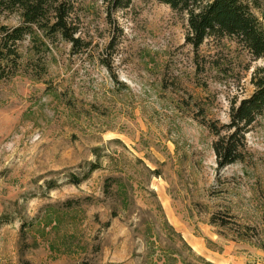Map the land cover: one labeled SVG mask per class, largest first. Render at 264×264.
I'll list each match as a JSON object with an SVG mask.
<instances>
[{"label": "rangeland", "instance_id": "obj_1", "mask_svg": "<svg viewBox=\"0 0 264 264\" xmlns=\"http://www.w3.org/2000/svg\"><path fill=\"white\" fill-rule=\"evenodd\" d=\"M65 1L80 48L36 31L1 66L0 264H264V110L223 168L201 123H228L264 58L194 50L154 0Z\"/></svg>", "mask_w": 264, "mask_h": 264}, {"label": "trees", "instance_id": "obj_2", "mask_svg": "<svg viewBox=\"0 0 264 264\" xmlns=\"http://www.w3.org/2000/svg\"><path fill=\"white\" fill-rule=\"evenodd\" d=\"M100 1L111 10L124 8L127 4V0ZM154 1L185 17L184 42L194 50L207 38H229L246 50L253 60L264 58V24L253 13L258 0ZM68 11L65 0H0V13H15L20 19V24L15 27H0V73L3 72L2 64L13 61L14 44L36 31L45 37L58 36L73 50L79 49L80 40L74 37L75 30L68 23ZM249 83L253 87L252 93L230 105L227 124L217 127L212 122H201L215 136L211 149L218 168L242 160L244 134L264 110V67L251 72ZM96 168L92 165L90 171ZM105 181L107 183L108 179ZM73 183L77 184L76 181ZM105 186L107 191L110 184ZM163 254L158 264H189L183 259L177 260L171 251Z\"/></svg>", "mask_w": 264, "mask_h": 264}]
</instances>
